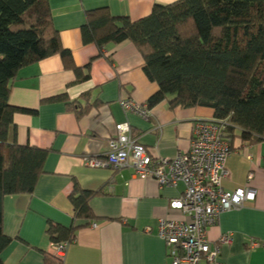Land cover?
<instances>
[{"label":"crops","instance_id":"crops-1","mask_svg":"<svg viewBox=\"0 0 264 264\" xmlns=\"http://www.w3.org/2000/svg\"><path fill=\"white\" fill-rule=\"evenodd\" d=\"M173 1L49 0L63 46L71 50L79 67L92 60L91 78L77 82L63 58L53 55L23 67L13 82L10 103L36 110L15 113L17 141L51 152L34 192L4 199L3 228L13 239L2 254L4 264H173L157 225L161 217L185 218L170 207L184 184L161 187L156 178L137 175L130 166L90 167L86 158H103L117 134L116 125L125 122L131 125L132 137L151 154L173 158L190 149L195 123L215 119L214 111L203 106L172 109L166 100L152 107L150 119L125 111L122 99L146 103L158 89L144 72L142 55L127 40L108 44L101 56L99 48L85 44L82 37L88 10L109 7L113 16L136 20L148 15L155 3ZM86 92H92L89 103L98 105L80 117L65 101H43L66 93L71 101L81 99L86 106L82 99ZM232 143L223 186L229 191L252 186L257 195L243 207L222 213L208 237L213 248L223 235H232V241L221 246L217 261L222 264H264V141L251 144L236 137ZM75 182L98 192L89 202L92 219H75L70 198ZM51 223L75 228L63 261L50 255L47 227ZM252 242L257 246L252 247ZM203 264L215 263L203 260Z\"/></svg>","mask_w":264,"mask_h":264},{"label":"trees","instance_id":"trees-1","mask_svg":"<svg viewBox=\"0 0 264 264\" xmlns=\"http://www.w3.org/2000/svg\"><path fill=\"white\" fill-rule=\"evenodd\" d=\"M86 16L83 42L94 43L99 55L108 44L127 40L142 55L147 78L158 85L146 102L151 110L164 100L172 109L209 107L215 121L226 122L232 148L236 137L264 141V0L155 3L136 20L113 16L109 7L88 10ZM53 55L63 58L77 82L91 78L92 60L79 67L63 46L49 0H0V264L13 240L3 228L4 199L32 194L51 152L17 141L15 113L36 110L10 103L13 82L23 67ZM91 93L82 96L86 106L66 93L43 101H65L80 117L98 105L89 103ZM97 194L75 182L70 195L75 219L93 218L89 202ZM47 234L52 242L72 240L75 228L51 223Z\"/></svg>","mask_w":264,"mask_h":264},{"label":"built area","instance_id":"built-area-1","mask_svg":"<svg viewBox=\"0 0 264 264\" xmlns=\"http://www.w3.org/2000/svg\"><path fill=\"white\" fill-rule=\"evenodd\" d=\"M121 105L125 111L145 119L152 115L147 103L131 97L122 99ZM225 126L224 121L198 120L190 149L168 158L151 154L146 145L132 137L129 122L119 123L116 136L109 141L107 154L103 158H86L90 167L118 169L130 166L137 175L156 178L161 187L184 184L183 193L171 201L170 207L180 210L185 218L161 217L157 225V235L165 241L173 264H203V260L222 264L217 261L221 246L230 243L232 235H223L212 248L209 228L219 222L222 213L241 208L245 202L256 198L257 191L252 186L233 191L223 186V179L229 174L227 161L233 153ZM253 177L250 173L248 180ZM152 230L150 226L146 228L148 233ZM72 240L52 242V255L63 261ZM251 246L256 247L257 242H252Z\"/></svg>","mask_w":264,"mask_h":264}]
</instances>
